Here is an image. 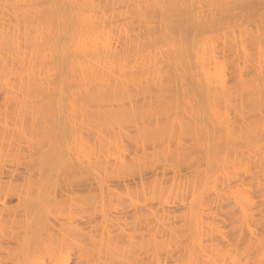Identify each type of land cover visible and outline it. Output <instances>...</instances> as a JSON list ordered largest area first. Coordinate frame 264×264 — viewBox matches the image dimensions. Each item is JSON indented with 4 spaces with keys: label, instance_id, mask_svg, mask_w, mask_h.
Listing matches in <instances>:
<instances>
[{
    "label": "bare ground",
    "instance_id": "1",
    "mask_svg": "<svg viewBox=\"0 0 264 264\" xmlns=\"http://www.w3.org/2000/svg\"><path fill=\"white\" fill-rule=\"evenodd\" d=\"M262 10L0 0V264H262ZM73 12L97 21L75 61Z\"/></svg>",
    "mask_w": 264,
    "mask_h": 264
},
{
    "label": "snow or ice",
    "instance_id": "2",
    "mask_svg": "<svg viewBox=\"0 0 264 264\" xmlns=\"http://www.w3.org/2000/svg\"><path fill=\"white\" fill-rule=\"evenodd\" d=\"M262 3H264V0H262ZM5 7L10 8L13 7V5L9 4V5H5ZM65 7H71L73 9L77 7H83L84 9H88V8H95L96 6L92 4V5H81V6L66 5ZM210 7L216 8L222 6L213 4ZM205 19L206 16L197 15L195 13L184 16L179 21V34L182 36L185 28L191 30L193 28L202 27L205 24ZM67 24H68V29L65 39L68 41V45L65 50V57L72 59L73 61L87 57L88 54L94 50L93 46L96 43V39L93 33L96 31L97 21L94 20L88 14L77 15L75 12H73L72 15L69 18H67ZM168 27L172 32L177 31L176 26L174 24H169ZM253 27H255V24H253ZM260 28H261L262 37H264V10H262L260 16ZM105 46L107 47V45ZM260 55H261L262 70H264V39H262V47L260 49ZM81 68L87 71L88 66L85 64H81ZM243 225L247 226L248 232L251 233L253 237L259 234L260 247L262 250H264V201L261 202L260 217L258 224V227L261 231L257 233V225L251 218L247 217V214H245L243 218ZM35 264H41V262L37 260ZM233 264H236V262H233ZM262 264H264V260H262Z\"/></svg>",
    "mask_w": 264,
    "mask_h": 264
}]
</instances>
